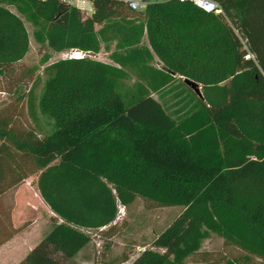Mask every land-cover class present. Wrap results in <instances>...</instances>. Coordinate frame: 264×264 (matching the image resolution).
Returning <instances> with one entry per match:
<instances>
[{"label":"trees","instance_id":"16d2710c","mask_svg":"<svg viewBox=\"0 0 264 264\" xmlns=\"http://www.w3.org/2000/svg\"><path fill=\"white\" fill-rule=\"evenodd\" d=\"M140 1L138 12L127 0H96L86 15L67 0H0V77L29 49L8 7L55 53L98 54L116 42L114 65L85 57L45 68L42 87L37 78L17 99L33 127L18 106L0 111V245L19 231L14 195L31 176L55 218L18 264H67L90 231L114 235L118 206L137 199L183 211L153 242L164 252L145 250L132 264H184L210 233L264 261V0H212L220 15ZM129 74L136 83L125 89Z\"/></svg>","mask_w":264,"mask_h":264},{"label":"rangeland","instance_id":"374dc122","mask_svg":"<svg viewBox=\"0 0 264 264\" xmlns=\"http://www.w3.org/2000/svg\"><path fill=\"white\" fill-rule=\"evenodd\" d=\"M158 2H161V0H158ZM8 9L23 21L29 37V49L21 62L9 69L5 76L0 77V111L10 106H18L20 108L19 111L21 110L22 112V116L18 120L27 127H33L28 118L25 105H21L23 103L18 102L17 99L23 91L31 88L37 78L40 79L42 87L47 79L45 68L60 60L70 59L76 50L55 53L48 47L41 48L33 36L36 28L25 16L16 12L13 7H8ZM115 45L116 42H112L109 45V51L105 50L102 46L98 54H88L86 57L114 65L110 60V54L115 50ZM142 46L148 47L146 38L143 39ZM45 59L46 63L42 64V61ZM154 65L158 67L156 62H154ZM178 82L181 83L182 81ZM135 83L136 78L132 74H129V79L123 82V87L131 89ZM153 98L161 100L169 112L179 111L181 108V105H175L176 101L172 100L170 96H167L164 100L160 99L157 95H153ZM45 123L47 124L46 121ZM37 177L38 175L31 176L25 183L36 189ZM34 208V212H30L31 208L29 207L25 209V213L21 215L23 219L20 223L22 226H28L34 221H40L42 234L45 236L52 228L50 220L53 217L51 219V215H49L51 213H48L42 205L34 204ZM182 211V207H152L144 201L137 199L129 207H125L123 217L115 221L116 232L114 235L109 236V232L106 231L107 235L102 236V239L98 240L99 236H101L99 231L89 232L92 242L83 254L90 264H109L114 260L123 258V256L129 257V260L123 264H132L145 250L163 253L164 250L152 247L153 242L171 225ZM53 220L55 222V219ZM18 257L16 256L11 261L3 260L0 264H7L8 262V264H13ZM234 261H236V264H264L262 259L226 245L224 239L212 233L202 243L200 251L186 259L184 264H229Z\"/></svg>","mask_w":264,"mask_h":264},{"label":"crops","instance_id":"0c3cea01","mask_svg":"<svg viewBox=\"0 0 264 264\" xmlns=\"http://www.w3.org/2000/svg\"><path fill=\"white\" fill-rule=\"evenodd\" d=\"M28 180V179H27ZM27 180L25 182H27ZM34 204L42 205L44 209L51 213V219L54 218V214L44 204L41 197L38 194L37 189L28 186V184H22L14 195V206L11 211V223L14 228L19 231L14 234L10 239L0 245V262L5 260H13L16 256H19L13 264H18L31 249L44 237L42 234V225L40 221H34L28 226H22L20 221L23 219L21 215L25 213L27 207L31 208L30 212H34ZM53 215V216H52ZM50 220V224L53 225L54 220ZM91 244V243H90ZM88 244L83 248L73 259L67 264H90L88 259L83 254L90 246ZM9 263V262H8ZM7 263V264H8Z\"/></svg>","mask_w":264,"mask_h":264},{"label":"built area","instance_id":"2783aa9c","mask_svg":"<svg viewBox=\"0 0 264 264\" xmlns=\"http://www.w3.org/2000/svg\"><path fill=\"white\" fill-rule=\"evenodd\" d=\"M95 1L96 0H67V3L71 6L79 9L80 11L85 13L86 15H91L94 11L93 3ZM176 1L181 2V3L191 2L207 14H215V15L223 14L221 7L212 0H176ZM127 3L133 11H138V12L143 11L145 9V7L147 6L146 2H142L140 0H127ZM243 44H244V48L246 50V54L244 55V59L247 61L256 62L255 56L248 50L245 43H243ZM86 55H88V54L76 51L73 53L71 58L83 59L86 57ZM124 209H125V207H123L121 205L119 206L116 220H118L120 217H123Z\"/></svg>","mask_w":264,"mask_h":264},{"label":"water","instance_id":"95a60500","mask_svg":"<svg viewBox=\"0 0 264 264\" xmlns=\"http://www.w3.org/2000/svg\"><path fill=\"white\" fill-rule=\"evenodd\" d=\"M185 83L190 86L193 90H195L196 93H198L199 95H201L200 89L198 88V86L188 80L185 81Z\"/></svg>","mask_w":264,"mask_h":264}]
</instances>
